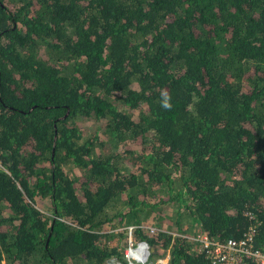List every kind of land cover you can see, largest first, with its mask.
Masks as SVG:
<instances>
[{
	"label": "trees",
	"instance_id": "obj_1",
	"mask_svg": "<svg viewBox=\"0 0 264 264\" xmlns=\"http://www.w3.org/2000/svg\"><path fill=\"white\" fill-rule=\"evenodd\" d=\"M127 224L264 249V0H0V264L123 263Z\"/></svg>",
	"mask_w": 264,
	"mask_h": 264
},
{
	"label": "built area",
	"instance_id": "obj_2",
	"mask_svg": "<svg viewBox=\"0 0 264 264\" xmlns=\"http://www.w3.org/2000/svg\"><path fill=\"white\" fill-rule=\"evenodd\" d=\"M132 224H127L125 228V243L122 249V254L128 264H149V245L143 239H132ZM151 231V226H146ZM253 225L248 226L240 237H227L223 240L214 239L204 233L197 232L191 236L197 243V248L207 259L208 264H264V249L255 245L253 239ZM139 248L140 254L138 257L141 260L135 259L133 251ZM165 259L157 260L160 264Z\"/></svg>",
	"mask_w": 264,
	"mask_h": 264
},
{
	"label": "clouds",
	"instance_id": "obj_3",
	"mask_svg": "<svg viewBox=\"0 0 264 264\" xmlns=\"http://www.w3.org/2000/svg\"><path fill=\"white\" fill-rule=\"evenodd\" d=\"M160 104H161V107L163 108V109H165V110H171V108H172V102H171V95H170V93L169 92H167L166 90H162L161 91V100H160ZM126 235V234H125ZM146 241V240H145ZM147 242V241H146ZM125 243V242H124ZM197 244V243H196ZM124 246V245H123ZM122 249H123V247H122ZM122 249H121V258H123V263L122 264H128L127 263V261H126V259L124 258V256H123V254H122ZM149 249H150V247H149ZM149 258V257H148ZM135 259H137V260H141V258L140 257H135ZM159 259H165V257H162V258H159ZM158 259V260H159ZM119 260V259H118ZM165 260H163V262H164ZM162 263V262H161ZM160 263V264H161ZM142 264H146V262H142ZM150 264V263H149Z\"/></svg>",
	"mask_w": 264,
	"mask_h": 264
},
{
	"label": "rangeland",
	"instance_id": "obj_4",
	"mask_svg": "<svg viewBox=\"0 0 264 264\" xmlns=\"http://www.w3.org/2000/svg\"><path fill=\"white\" fill-rule=\"evenodd\" d=\"M45 205H43V206H39V205H37L38 206V208H43V210L44 211H46L47 210V207H46V202H43ZM119 205H120V203H118ZM46 212H49L48 210L46 211ZM153 228V227H152ZM158 255L157 254H152V256L150 257L149 256V258H148V262L150 263V264H157V260H158Z\"/></svg>",
	"mask_w": 264,
	"mask_h": 264
},
{
	"label": "water",
	"instance_id": "obj_5",
	"mask_svg": "<svg viewBox=\"0 0 264 264\" xmlns=\"http://www.w3.org/2000/svg\"><path fill=\"white\" fill-rule=\"evenodd\" d=\"M108 264H122L116 257H110L107 260Z\"/></svg>",
	"mask_w": 264,
	"mask_h": 264
},
{
	"label": "bare ground",
	"instance_id": "obj_6",
	"mask_svg": "<svg viewBox=\"0 0 264 264\" xmlns=\"http://www.w3.org/2000/svg\"><path fill=\"white\" fill-rule=\"evenodd\" d=\"M139 254H140V249H139V248H136V249L133 251V255L137 257Z\"/></svg>",
	"mask_w": 264,
	"mask_h": 264
}]
</instances>
